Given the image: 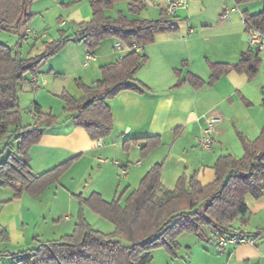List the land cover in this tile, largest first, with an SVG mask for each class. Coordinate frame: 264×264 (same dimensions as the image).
<instances>
[{"label":"trees","instance_id":"obj_1","mask_svg":"<svg viewBox=\"0 0 264 264\" xmlns=\"http://www.w3.org/2000/svg\"><path fill=\"white\" fill-rule=\"evenodd\" d=\"M33 0H0V33L18 34L15 49L0 41V155L9 150L0 162V186L10 187L14 197L23 193L30 197L40 196L50 185L59 181L77 158L74 156L53 167L33 174L30 170L29 149L37 143L45 128L58 123L59 117L45 111L38 103H32L33 121L22 124V108L17 91L30 83V76L38 72L40 65L54 55L68 41L80 42L86 53H93L105 38H116L127 44L135 42L141 51L131 49L117 59L99 67V77L90 85L75 79L82 94L79 98L63 90L58 97L63 100V110L75 126L82 127L91 139L107 137L113 131V118L108 100L121 91L143 93L150 89L134 77L147 61L143 47L154 40L156 33L177 30L172 17L160 11L156 19L129 18L118 11L115 16L106 13L118 1L89 0L90 18L76 23L71 31L59 30V36L42 43V51L22 56L18 50L27 33H19L21 24H28L33 12L27 5ZM128 12L139 15L146 5L141 0H127ZM244 4L253 0H233ZM255 14L244 12L245 30L249 27L264 33V0ZM259 50L250 46L236 64H210L211 84L227 71L234 69L254 76L259 68ZM183 65V64H182ZM181 69H175L178 77L172 87L188 83L200 88L205 81L187 72L180 79ZM243 153L219 155L213 165L214 179L202 184L196 173H181L172 190L165 189L160 181L161 163H154L140 178L137 186L127 189L111 200H104L99 193L79 197L76 221L70 233L57 239L38 240L33 247L17 252L0 251L1 256L14 259L12 264H151V251L162 247L174 254L178 248V235L192 233L210 241L211 235L236 234L259 237L264 228L245 232L234 227L235 221L245 223L248 207L246 196L259 199L264 191V125L259 134L250 139L237 132ZM140 146L144 157L160 142V136L149 135L123 141V148L132 144ZM15 142V152L12 151ZM84 207L112 223V230L101 231L91 225L84 214ZM2 240L7 231L1 228Z\"/></svg>","mask_w":264,"mask_h":264},{"label":"crops","instance_id":"obj_2","mask_svg":"<svg viewBox=\"0 0 264 264\" xmlns=\"http://www.w3.org/2000/svg\"><path fill=\"white\" fill-rule=\"evenodd\" d=\"M141 1L146 5V8L139 15L128 12L127 0L123 1L126 9L120 7L117 11L124 13L129 18L156 19L159 17L160 11L165 10L167 3V0ZM56 3H58L57 0ZM60 4L64 11L56 18L58 28L70 29L76 23L90 18L87 8L89 0H71ZM231 7H236V11L231 12L228 19H220V13L225 8ZM260 8L261 1L254 4L244 3L241 6L235 4L233 0H187L186 6L172 17V22L176 24L177 30L156 33L153 42L143 47L147 61L136 71L134 77L145 84L150 91L137 93L125 90L108 100L114 126L108 137L114 140L112 144L116 151H119L120 148L124 150L122 144L126 139L146 136L147 133L145 132L150 126H159L161 141L164 137H171V135H174L172 136L174 139L186 138L185 145H183L185 147L182 149L185 154L178 156L176 163H173L174 166L170 167L166 185L163 182L164 168L170 158L169 154V157L167 156L163 162L160 181L165 189L172 190L178 176L183 172L188 176L195 172L196 178L202 184L210 183L214 179L212 165L215 159L223 154L222 148H227V145L230 144L238 153L242 147H240L237 132L254 139L264 125V46L258 53L260 64L254 76L248 77L245 73L231 69L220 75L213 83H208L210 64H236L242 53L250 47L248 33L240 18L245 11L255 14ZM108 11H106L108 15H116L110 14ZM68 22L71 23L70 26ZM108 39H111L110 47L103 46L104 40L101 41L92 53L94 56L92 60L85 61L86 51L83 47L78 48L77 55L71 54L73 60L70 58L68 61L75 68L74 71H80L81 68L84 72V75L77 73L79 77H73V80L80 79L86 85L92 84L99 77L101 65L109 63L125 53L114 50V43L118 39ZM175 69H181V80L184 79L187 72H190L202 78L205 84L196 89L186 82L172 87L178 78L174 72ZM50 76V74L38 71L29 77L30 81L34 79V82L29 83L31 88H40V91L35 93L32 103H38L42 109H45L43 98L48 99V96H57L67 86L61 85L60 80L50 78ZM83 76H87L88 79H84ZM73 83L72 89H69L68 92L79 98L82 92L75 82ZM69 85L71 86V83ZM41 86L51 88L52 91L50 93L46 90L43 91ZM28 117L30 120L28 123H31L33 121L31 107ZM210 117L220 118L212 133V148L198 156V150L195 148L198 147L197 140L206 125V120ZM125 125L129 126L128 131L123 129ZM130 131L139 133L129 135ZM98 141H101L102 144L98 145ZM142 144L143 142L140 141L134 148L138 149ZM107 147L104 144V138L91 139L82 127L75 126L70 119L60 117L58 123L45 128L40 140L30 147V170H34L33 167L37 166L34 174H38L74 156L77 158L68 170L72 169L82 159L89 162H104L106 159L99 156L107 151ZM128 149H133V147ZM124 154L122 152L119 155L123 158ZM143 163L137 159L135 165L141 169ZM154 163L158 162H152L146 168L149 169ZM181 163L186 164V166H180ZM140 169L135 171L140 176L139 180L148 170ZM127 176L128 174L125 178ZM111 182L112 179L108 188L97 187L92 192L99 193L104 200H111L117 196L118 187L115 179ZM126 188H128L126 193L131 190L130 185H126L123 190ZM45 191L38 196L39 199L43 197ZM106 191L108 193L105 194L111 196V199L104 197ZM25 195L23 193L19 198H16L12 189L0 186V202H5V205L11 206L7 212V219L4 217L2 220V228L7 230L12 221H18L17 218L20 215L23 216L24 209L26 214L29 213L30 209L25 205ZM72 197L76 198L71 193L67 198L68 203ZM77 200V208L73 209L72 206H68L62 209L60 211L62 216L58 218L63 219L65 223H71V220L75 223L79 198ZM246 204L248 213L245 223L235 221L234 227H240L245 232H251V228H253V232L264 228V191L263 196L259 199L246 196ZM88 211L91 210L84 207L85 217ZM86 219L88 220L87 217ZM52 220L54 223L57 221L55 217ZM20 223L25 224L24 221ZM74 223L69 225L67 230L72 231ZM52 234L55 235V231ZM183 235L185 234H180L178 238L183 237L182 239L185 240L187 236ZM263 235L264 233L259 238ZM7 236V239L3 240L6 243L10 241V234L7 233ZM210 236L212 240L207 241L209 247L203 246L206 250L202 252L209 264H262L264 262V244L254 242L253 244L218 246L216 235L210 234ZM196 239L199 245L204 241L197 236Z\"/></svg>","mask_w":264,"mask_h":264},{"label":"rangeland","instance_id":"obj_3","mask_svg":"<svg viewBox=\"0 0 264 264\" xmlns=\"http://www.w3.org/2000/svg\"><path fill=\"white\" fill-rule=\"evenodd\" d=\"M71 0H33L28 3L27 10L33 12V17L29 21L28 24L24 23L20 25L19 33H26V30H33L37 33V35L27 33V37L24 41H22L21 46L18 48L20 54L22 56H26L29 54L34 55L40 53L42 51V43L44 41H51L53 39L58 38L59 30H67L71 31L72 28H58L56 18L59 14H63L64 8L61 6V2H67ZM255 2H260L259 0H253L247 2L249 4H254ZM242 6V4H239ZM126 9L123 1H118L114 4L112 10L108 12L110 14H117V9ZM89 9V13H91L90 5H87ZM67 10V9H66ZM71 23L68 22L70 26ZM45 33L44 37H41L40 34ZM0 41L7 44L9 47L15 49V43L18 41V34L14 32H2L0 33ZM103 41V40H102ZM111 39L105 38L103 42V46L110 47ZM83 47L80 42L76 41H68L65 45H63L54 55L50 56L46 61H44L38 71L44 72L46 74H50V78H57L61 81V85H67L65 90L68 92L69 89H72L73 82L75 77H79L84 75L83 69H79L80 71H74L75 68L68 61L70 58L72 59V55H77L78 48ZM73 60V59H72ZM53 69V72H51ZM74 77V78H73ZM84 79H88L87 76H83ZM97 77V76H96ZM87 81V80H86ZM71 83V86L69 85ZM50 85V84H49ZM41 90H46L50 93L51 88L41 86ZM40 91V88L32 89L30 84L27 83L23 86V88H19L17 91L19 104L22 108V124L28 123L29 117V108L31 107L32 99L36 92ZM55 91V90H53ZM52 94V93H51ZM49 99V100H48ZM48 99L43 98V109L45 111H51L52 114L57 115L59 118H66L68 115L63 110V100L57 96L49 97ZM32 120V119H31ZM128 125H125L123 128L125 131L128 129ZM128 131V130H127ZM139 133L135 131L129 132ZM146 136L149 135H159V126H150L147 130ZM213 133V132H212ZM134 135V134H133ZM171 137H164L163 140L158 145H156L153 149H151L147 155L142 157L140 153V147L134 148L136 145L132 144L130 147L133 149H121L116 151L114 147L113 139H110L108 136L104 137V144L107 147V151L105 153L100 154L99 157L106 159L104 162L97 161H85L82 159L77 165H75L72 169L67 170L59 179V181L55 184L50 185L45 193L42 195L43 197L33 198L28 196L27 194L24 196L26 207L30 209L29 213L26 214L24 209L23 216H19L17 220L12 221L10 226L7 228V233L10 234V241L8 243L4 242L1 239L0 235V251H8V252H17L26 248L33 247L37 244V239L47 240V239H55L59 238L60 235L69 233L71 230H67L69 225H72L74 222L65 223V221L61 218V210L72 206V208H77V198L80 194L81 196L90 195L92 191L97 189V187L108 188V184L112 179V182L116 181L117 187V195H119L126 185H130V189H133L137 186L139 177L138 172L135 173L136 170H139L140 167L135 165L137 159H140L143 163L140 170L148 169L149 164L152 162L161 163L163 166V162L166 157L170 156L168 163L164 168V185H166V181H168V171L170 167L174 166L173 163H176L177 157L184 155V151L182 150L183 145H185L186 138L181 137L178 139H174ZM198 142V141H197ZM198 145V143H197ZM15 143H13L12 151L15 152L14 149ZM172 146V149H171ZM193 146V145H192ZM3 144L0 143V151L2 150ZM241 147V146H240ZM198 151V156L200 153L206 151L200 148V146L195 147ZM212 148V147H211ZM223 154L229 153L234 155L235 157H240L243 153L242 148L237 153L234 151L230 144L227 145V148H222ZM123 150V151H121ZM170 150V151H169ZM188 150V149H187ZM9 150L5 151L0 155V162H3ZM123 152V158H121V154ZM139 152V153H138ZM119 153V154H118ZM168 156V157H169ZM145 159V160H144ZM116 160L119 165L113 163ZM149 162V163H148ZM121 165L126 169V174L121 172ZM182 167H185L186 164L181 163ZM37 167V166H36ZM31 170L34 174L35 169ZM162 169V168H161ZM128 174L127 178L125 176ZM111 182V183H112ZM116 185V186H117ZM10 188V187H7ZM11 189V188H10ZM74 194L76 196L72 197L70 202L68 203L67 198L70 194ZM107 191L104 192V197L108 199ZM128 193V192H127ZM125 193L121 201L124 202V199L127 195ZM2 197V196H1ZM4 197V196H3ZM74 198V199H73ZM37 200V201H36ZM29 201V202H27ZM24 202V203H25ZM10 205H5V202H0V230L2 226V220L4 217L7 219V212L10 210ZM87 208V207H86ZM54 215V216H53ZM59 215V216H57ZM22 217V218H21ZM53 217L57 219V221L52 222ZM57 217V218H56ZM88 221L92 223L93 227L108 232L112 230V223L108 220L101 218L100 216L88 211L86 216ZM24 221L25 224H21L20 222ZM253 228L250 229L251 233L253 232ZM55 231V235L52 234ZM185 234V240L182 238H177L179 240V246L175 250L174 254L169 253L166 249L162 247L155 248L151 251L152 254V264H209L207 258L203 256L204 248L209 247V242L203 241L201 245L198 244L196 235L192 233H181ZM35 238L33 239V237ZM51 237V238H50ZM179 237V235H178ZM254 241L259 244H264V235L263 237H254ZM188 240H187V239ZM263 239V241H262ZM188 241V242H184ZM262 241V242H261ZM204 246V247H203ZM211 248V246H210ZM210 261V260H209ZM14 259L7 256L0 257V264H12ZM264 264V262L262 263Z\"/></svg>","mask_w":264,"mask_h":264},{"label":"built area","instance_id":"obj_4","mask_svg":"<svg viewBox=\"0 0 264 264\" xmlns=\"http://www.w3.org/2000/svg\"><path fill=\"white\" fill-rule=\"evenodd\" d=\"M187 4V0H167L166 6H165V12L169 16H175L180 9L184 8ZM236 11V7L231 8H225L220 13V19H228L230 17V13ZM241 22L246 25V18L244 15H241L240 18ZM26 33L37 35V33L33 30H26ZM248 33V39L250 46H252L256 50H261L264 46V33L260 32L259 30L249 27L247 30ZM41 37L45 36V33L40 34ZM131 49H135L140 51L141 48L139 45H137L135 42H132L130 45L119 40L114 43V50H116L119 53L127 52ZM85 61H89L94 59V56L92 53H86L84 56ZM31 82H34V79H31ZM220 121L219 117H210L206 120V125L202 129V132L198 138V146H200L203 150H210L212 147V132L214 131V127L217 122ZM98 145H101V141L97 142ZM114 164L118 165L119 163L117 161H113ZM121 172L123 174H126V169L123 168L124 166H121ZM216 243L218 246H224L227 244H233V245H240V244H253L254 238L252 236H243V235H236V234H217L216 235Z\"/></svg>","mask_w":264,"mask_h":264}]
</instances>
